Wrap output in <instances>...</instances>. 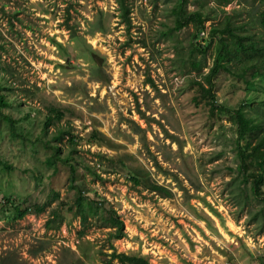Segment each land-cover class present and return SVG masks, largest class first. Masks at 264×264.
<instances>
[{
  "label": "rangeland",
  "instance_id": "374dc122",
  "mask_svg": "<svg viewBox=\"0 0 264 264\" xmlns=\"http://www.w3.org/2000/svg\"><path fill=\"white\" fill-rule=\"evenodd\" d=\"M176 1L0 0V264H264V176L238 168L231 115L264 121V74L196 82L219 36L264 39L263 0H184L179 28Z\"/></svg>",
  "mask_w": 264,
  "mask_h": 264
},
{
  "label": "trees",
  "instance_id": "16d2710c",
  "mask_svg": "<svg viewBox=\"0 0 264 264\" xmlns=\"http://www.w3.org/2000/svg\"><path fill=\"white\" fill-rule=\"evenodd\" d=\"M184 0H177L173 6V12L175 14V25L174 27H181L188 18H182L185 15V10L182 7ZM229 1V0H226ZM125 12L128 11V6L124 5ZM193 18L196 20L199 27L203 25L204 18L201 15V12L194 11ZM260 23L264 25V0H263V10L260 12ZM223 32H227L232 36H235L233 25L230 22L224 23L223 26L214 25L209 29V33L211 36L215 34H222ZM218 48L212 60V64L209 67L208 72L204 74V81L207 85L203 84L202 81H196L198 87L201 90V94L204 96H214L212 93V77L218 72L219 69H223L230 74L235 76L243 77L245 81L250 82L248 79L246 72L248 69L252 68L250 73V78H254L258 75L264 74V39L260 37L252 38L248 37L247 40H236V41H228L226 37L223 35L218 37ZM262 40V41H261ZM202 45L201 43H198ZM209 43L207 46H209ZM234 60L236 63L232 66L231 61ZM5 84L0 79V109L2 107H8L11 100H8L6 93L4 92ZM211 109L215 107L220 111H228L229 110L223 106H217L216 104H211ZM53 112V113H52ZM61 113H58L53 106L48 109V113L45 116L44 122V130L45 127L48 126L55 120H59L61 117ZM231 115L233 120L238 124V141L243 139L244 142L238 144L237 153L239 156V164L238 168L242 173H244L250 164H253L254 177L256 179L262 178L264 176V121L260 122V120L255 119V116H251L247 114L241 106L235 108ZM5 118L10 121L11 130L15 129V125L17 120L10 115L4 114ZM61 132V130H59ZM65 132V131H64ZM68 133V131H66ZM256 133H259L257 135ZM60 136V135H58ZM256 137L255 142H251V138ZM72 138L70 139V141ZM56 155L58 156L59 147L54 145ZM254 169H258L255 171ZM249 174V175H250ZM254 186V187H253ZM254 192H257L256 183L252 185ZM258 193H260L258 191ZM264 193V192H263ZM83 196L78 195L76 198V211L80 215L81 220L84 222L87 219L86 210L82 203ZM43 209V205L35 206L31 208L26 205L23 208L16 207L14 215L17 217L23 216L25 213L29 211H41ZM113 223L116 225V230L114 232L115 237L121 236L123 232V221L119 219L117 216L114 217ZM111 257H115L117 259L118 264H154L147 260L142 255L136 254H128L125 252H115L112 251L110 253Z\"/></svg>",
  "mask_w": 264,
  "mask_h": 264
}]
</instances>
